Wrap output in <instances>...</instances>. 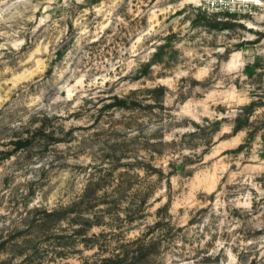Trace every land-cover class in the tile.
<instances>
[{
	"label": "rangeland",
	"instance_id": "1",
	"mask_svg": "<svg viewBox=\"0 0 264 264\" xmlns=\"http://www.w3.org/2000/svg\"><path fill=\"white\" fill-rule=\"evenodd\" d=\"M0 264H264V10L0 0Z\"/></svg>",
	"mask_w": 264,
	"mask_h": 264
},
{
	"label": "built area",
	"instance_id": "2",
	"mask_svg": "<svg viewBox=\"0 0 264 264\" xmlns=\"http://www.w3.org/2000/svg\"><path fill=\"white\" fill-rule=\"evenodd\" d=\"M209 13L256 17L264 10V0H193Z\"/></svg>",
	"mask_w": 264,
	"mask_h": 264
},
{
	"label": "trees",
	"instance_id": "3",
	"mask_svg": "<svg viewBox=\"0 0 264 264\" xmlns=\"http://www.w3.org/2000/svg\"><path fill=\"white\" fill-rule=\"evenodd\" d=\"M228 18H234L236 17L235 15H226Z\"/></svg>",
	"mask_w": 264,
	"mask_h": 264
}]
</instances>
